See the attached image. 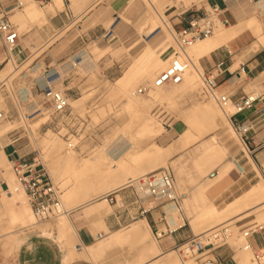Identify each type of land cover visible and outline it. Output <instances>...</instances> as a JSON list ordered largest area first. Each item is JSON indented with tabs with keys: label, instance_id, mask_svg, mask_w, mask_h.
Instances as JSON below:
<instances>
[{
	"label": "rangeland",
	"instance_id": "374dc122",
	"mask_svg": "<svg viewBox=\"0 0 264 264\" xmlns=\"http://www.w3.org/2000/svg\"><path fill=\"white\" fill-rule=\"evenodd\" d=\"M26 1L32 3L36 9L46 12L45 9H42L45 6H41L35 0ZM100 1L101 3L99 6L93 7L94 5L92 4L84 8L82 7L81 9H79L77 5L72 4L73 11L77 12L75 18L71 21H66V24L63 23V27L60 30L51 34H49L48 29L52 23L50 16H48V21L45 23H28L26 29L21 32L18 31L20 40L17 50L27 49V51L31 52L30 57L24 63L16 62L15 67L11 66L9 60L3 61L6 58V49L0 40V108L9 113L8 119L0 123V128L6 126L10 127V131L7 132L4 137L7 142L19 138L17 145L30 151L31 157L36 153H40L43 162L46 161L48 163L49 170L46 167L47 170L62 191V202L64 203V194L69 185L63 184V181H60V178H57L55 173L61 172L67 165L71 164L76 168L80 167L86 159H95L97 155L101 156L103 150L106 148H109L112 152H115V154L118 155L123 147H127L128 144L131 148L129 152L126 153V161H129L132 153L138 152L144 155L150 148H156V145L161 147L164 151H168L180 142L182 136L187 130H189L190 124L194 123L196 129L198 127L202 130L203 136L171 155L165 156V158L156 165L160 166L159 168H169L175 174L177 191L179 194H185L183 198V209L186 212L187 217L190 218L193 215H197V219L210 202L206 190L218 180H210L208 175L218 164L227 159V147L234 142H240L238 134L233 125L226 120L225 114L220 110L221 108L218 102L212 99L210 95L204 93L206 89L205 82H203L204 79L202 81L200 76H198L199 83L196 89L191 92L177 91L176 86L169 85L161 90L154 89L149 92L148 95L138 97L137 99L143 106L140 111L148 112L147 114H139L137 111L125 108L122 97L117 92L115 83L130 72L145 51V48L142 52H140L139 47L129 52L130 48L123 47L122 41L111 37L110 41L106 42L103 46H100L101 49H97L96 51V46H99L98 40L101 38L96 39L93 34L97 33L98 35H102L101 33L104 32L102 26H105V28H110L111 26L109 22L105 23L100 17L103 18L106 16V19H112L113 17L111 14L112 9H110L109 6L111 0ZM201 1L203 0H181L186 6L191 5L192 2H196L197 6H201L203 4ZM143 2L148 6L147 0H136V12L133 16H130L131 30H134L133 35L137 34V36H139L140 33L139 27L151 14L154 13V10L148 6V15L143 23H141L143 16L145 15ZM153 2L160 14L166 11V2L162 3L163 5H158V0H153ZM170 2L171 0L168 1V5ZM92 7L93 9L86 15V10ZM63 10H65V6ZM59 12L61 11L57 12L58 15ZM164 19L170 26L168 18L164 17ZM17 28H20V25ZM225 30L226 28L220 27L216 34ZM165 32L170 37V47L176 50L173 36H170L167 28H165ZM47 34H49V38H45ZM257 39V36L249 38L251 49L250 54L252 55L253 52H261L264 59V49ZM72 46H75L77 50L71 55L77 54L81 58L82 55L88 53V56H93L92 58L95 62V66L89 71L83 69L80 64H78L77 67H74L76 61L73 62L71 67L62 71L64 73L60 74L61 78L57 79L55 81L57 84L55 87L53 86L54 89L65 90L71 98V105L74 110L81 111L82 113L84 112V114L90 111L87 113L88 121L90 123L89 126L86 128L84 127V130L81 132V137L72 138L73 142L77 145L75 150L67 148L66 139L59 134L60 130L53 125L52 121L49 120L48 115L42 113L44 115L39 116L40 111L35 112L37 108H40L42 112H45L43 92L42 90H37L36 85L40 80L44 69L47 67V60L50 57H52L53 60L62 59V57L69 54L71 50H69V48ZM157 53L160 54L159 52ZM188 54L196 63V58L193 57V49L188 50ZM171 56L172 55L170 54V57ZM39 57L42 59L43 68L32 70L36 63V59ZM160 57L168 60L167 65H165L167 67L170 58H165V55L161 54ZM246 57H248V55ZM44 58L45 60H43ZM103 59H106V62L102 67L101 60ZM77 61L79 62L80 60L78 59ZM9 65V71L2 78V71ZM120 65H122L121 68L119 67ZM107 69L111 71L113 70L114 74L109 78H102L101 75ZM52 70V72H56L55 68ZM164 70L165 67L162 70L157 71V73L152 77H149V79L148 76L139 77L130 87V91L138 90L141 86H148L152 83V80ZM76 73L79 74L78 76L81 80L77 81L76 79L73 81L70 78L72 75H76ZM54 76L57 75L54 74ZM201 76L203 78L202 71ZM78 89L80 90L79 94H77ZM170 93H175L173 99L168 98ZM211 103L218 106L217 108L220 113L215 115L213 123L209 127H205L206 129L201 125L197 126V119H199L197 109L199 107L208 106ZM230 110L232 111L233 109L231 108ZM147 115L152 117L154 121L163 124V128L160 124H156V129L160 130L158 133L140 137L137 135V132L140 129L141 119L145 118ZM42 118L43 121H41L38 126L34 127L35 125H31ZM196 132H198V129ZM214 135H216L224 144V149L217 148L210 144V138ZM2 137L3 136H0V139ZM51 137L57 139V141L51 142ZM162 149L161 151H163ZM8 151H10V149ZM143 166L144 168L146 167L145 164ZM146 170L141 172L139 176H143L153 171L147 167ZM99 171L100 170L91 172L90 178L94 176V173H98ZM197 175L198 177L203 175L206 176V185L201 187V189L195 193L191 187L195 185L193 179L198 178ZM11 176L15 179L10 165L7 171L0 170V180L3 178L7 185V189L3 191L11 192V195L7 193L5 194L9 197L6 198L4 192L0 190V207H3V211L0 212V235L14 231L11 235L0 238L1 262L6 261V258L12 255L19 241L20 234L37 228L41 230L45 229L46 231L52 230L55 227V224L60 225L62 223V218L64 217V215L58 217L57 221H54L56 219L46 221H39L37 219L35 221L32 217V209L28 198L25 199V196L20 190L17 189L15 191L14 187L9 186L8 180ZM82 179H85V177L81 176L80 180ZM104 204L109 206L107 202ZM259 207L252 212L257 214L258 222H263L264 208ZM28 208L30 211L26 219L22 223H18L13 227V219L19 217L21 212ZM196 219L190 220L196 234L215 228L219 225L223 226L228 223L231 224L233 232V237L230 240L231 247L235 249L237 253H240L241 256L246 253L241 248L243 240L239 237V229L236 227V221L239 217L232 219L228 217L223 220H201L198 222ZM140 228L143 229L137 237H141V241H144L143 243L151 240L153 241V245H159L155 235L150 232L148 223L143 221L130 225L125 231H122V236L121 234L118 236L113 235L117 244H119L125 252L128 253L138 244L139 241H137V239H131L133 237L131 234H136ZM72 239L73 238L70 235V240L72 241ZM173 250H175L173 251V262H175V264H182L183 262L180 258L179 251H176L177 249L175 248ZM249 256L248 264H253V253L249 252ZM191 262L199 264L191 258L185 261L186 264H190ZM239 262L242 264L240 257Z\"/></svg>",
	"mask_w": 264,
	"mask_h": 264
},
{
	"label": "crops",
	"instance_id": "0c3cea01",
	"mask_svg": "<svg viewBox=\"0 0 264 264\" xmlns=\"http://www.w3.org/2000/svg\"><path fill=\"white\" fill-rule=\"evenodd\" d=\"M8 1L12 3L11 0ZM24 1L28 3V1ZM52 1L53 5L51 8H42L46 10L47 18L50 16V20L52 21L51 26L48 27L49 34L60 30L63 27V23L66 24V21H71L75 18L77 12L73 11L72 4L77 5L79 9H81L82 7L84 8L92 4L94 5L93 7H96L101 3L100 0H62L63 8L65 6V10H63V8L61 9L57 5V0H51L50 3ZM168 1L169 0H158L157 3L158 5L164 2L167 3L164 14L165 18H168L170 23V26H167L169 33V29L176 33L187 27V23L182 21L179 17L181 10L185 8L193 7L196 9H204L217 4L226 10L222 18H226L229 21L228 26L230 28H226L224 34H214L207 39L210 40L209 44L203 43L206 40L197 44L199 47L193 50V57L196 58V63L203 73L212 72L214 75L218 76L217 91L229 96L233 105L247 96H254L257 98L250 109L236 115V119L239 122L244 124L250 123L252 126V130L248 134L247 144L239 138L240 142H234L232 145H229L227 147V159L218 164L210 172V174L216 172V177L212 179L210 178V174L208 175L210 180H218L206 190L207 197L218 210L220 209L219 211H224L231 204L251 193L256 187L264 186V86L262 85L264 82V59L261 52H253L252 55L250 54L249 38L256 36L251 29L238 32L232 38H226L229 33H232L230 31H236L240 25V20L235 12V5H239V1L253 2L252 0H230L228 3H224L222 0H203L201 1V3L203 2L201 6H197L196 2H192L189 6H186L182 2L181 6H168ZM109 6L110 9H112V19H106V16L100 18L105 23L109 22L111 25L110 28L102 26V29H104V32L101 33L102 35H98L97 33L93 34L96 39L101 38L98 40L99 46H96V51L97 49H101L100 46L110 41L112 37L113 39L122 41L123 47L130 48L129 52L137 47H139L140 52H142L145 46L149 44L151 49L156 50V52H159L161 55H165V58L170 56L173 48L169 45L170 37H168L169 35H167L165 30H162L163 27L161 28V26H158L151 30L150 25H148L145 28V37H142L140 33L139 36H137V34L133 35L134 30H131L130 16H133L136 12V0H111ZM143 6L145 15L141 23H143L149 12V8L145 2H143ZM93 7L86 10V15ZM23 9L21 11H23ZM58 11H61L59 15L57 14ZM49 34H47L45 38H49ZM262 48L264 49V46H262ZM17 49L15 50L17 62H26L31 52L27 51V49L19 51ZM69 50V54L62 57V59L53 60V58L50 57L47 60V67L44 69L36 85L37 90H42L46 87V81L51 75L64 73L62 72L63 70L71 67L73 62L80 59V56L77 54L71 55L77 50L75 46L70 47ZM88 55L89 54L86 53L82 56L91 59L95 66V62L92 58L93 56ZM247 55L248 57H246ZM10 59L11 56L6 52V58L3 61H10ZM43 60H45V58ZM105 62L106 59L101 60L102 67L105 65ZM219 64H223L220 68V74L218 73L219 71L217 72V66ZM243 65L246 68V78L239 73ZM119 67L121 68L122 65ZM40 68H43V62L39 57L36 59V63L32 70ZM53 68L56 69V72H52ZM113 74V70L107 69L103 72L101 77L109 78ZM76 75L74 74L70 78L73 81L76 79L77 81L81 80L78 76L79 74L76 73ZM56 84V82H53L51 85L55 87ZM79 91L78 89L77 94H79ZM37 110L39 111L41 109L38 108ZM1 141L4 146L2 151L7 159L8 166L1 167L0 170L7 171L9 169V161L12 158L26 157L27 159H31L33 157H31L30 151L17 145L19 138L7 142L3 136ZM220 143V148L224 149V144L221 141ZM9 149L10 151H8ZM238 164L243 167L244 173L241 174L238 171ZM205 178L206 176L203 175L193 179L195 185L191 188L195 193L206 185ZM6 189L7 185L3 178H1L0 190L4 192L3 190ZM17 189L20 190L15 184L14 190L16 191ZM6 193L11 195V192H4V195ZM113 198L115 202L112 204L108 202L109 206H98L97 203H90L72 208L69 205L64 206L63 204L64 214L61 216H68L71 227L75 231L73 232L74 238L71 243L69 239L61 237L58 224H55L52 230L45 232L39 228L28 230L19 235V241L12 255L7 257L4 262L0 261V264H167L164 261L156 263V260L162 254L175 251L173 249H176L178 244L192 236V234H196L190 220H195L197 215H193L190 218L187 217L183 207V211L179 212L177 210L179 222H176L175 218H172V223L169 222L165 207L167 204L172 203H162L148 213L142 214V209L147 208L149 197L146 192L142 196L134 185H124L117 192L113 193ZM263 204L264 202L254 201L248 207L232 216L231 219L239 217L236 221V227L242 229L257 221V214L252 211L259 206V208H261ZM100 208L101 210H98ZM54 221H57V218ZM143 221L148 223L150 232L155 235L159 245H153V241L151 240L143 243L144 241H141V237H137L139 233L142 232L143 228H140L136 234H131L133 235L131 239H137V241H139L138 244L128 253L125 252V250L117 244L113 235L125 231L132 224ZM157 232H162V236L157 237ZM250 243L254 250L264 248V233L256 234L251 237ZM84 249H92V258L75 257L76 260L71 258L73 253L76 254L78 252L77 254H79ZM217 253L227 257L229 259V264H240L239 257L242 264H248L249 262L248 252L241 256L240 253H237L232 247H223L218 250Z\"/></svg>",
	"mask_w": 264,
	"mask_h": 264
},
{
	"label": "built area",
	"instance_id": "2783aa9c",
	"mask_svg": "<svg viewBox=\"0 0 264 264\" xmlns=\"http://www.w3.org/2000/svg\"><path fill=\"white\" fill-rule=\"evenodd\" d=\"M0 0V40L9 56L14 52L19 43V32L17 25L11 20V14L23 8L20 0ZM41 6H46L51 0H35ZM228 3L230 0H222ZM256 1V0H252ZM226 12L219 5L214 4L208 8H185L181 10L179 17L187 23V27L174 34L176 51L171 58L168 67L161 72L154 81V87H164L169 85H179L184 81L185 74L194 61L188 55V49L197 42L212 36L219 23L224 26L229 25L226 18H222ZM223 64L217 66V72L220 74ZM246 68L243 65L239 73L245 74ZM57 76L51 75L46 81V87L42 89L44 96L45 112L53 125L59 129V134L66 139L68 148H76L72 138L81 137L84 127L89 126L88 115L81 111H76L71 105V98L65 90L54 89L51 85L57 79L61 78L60 73ZM218 76L212 72L203 73L205 82V91L207 95L215 97L219 106L225 109L232 103L231 98L217 91ZM246 78V76H245ZM264 86V82L262 83ZM151 86H141L137 93L141 96L148 95ZM256 97L247 96L234 104L235 112L230 115V121L238 134L239 138L247 144L248 134L252 130L250 123L244 124L236 119V115L250 109ZM9 113L0 108V123L8 119ZM57 121V122H56ZM87 137V136H86ZM85 137V138H86ZM3 143L0 139V150H3ZM11 170L27 194L29 203L33 209L36 218L39 221L54 220L63 213L60 187L55 183L43 162L40 153L33 155L31 159L26 157L12 158ZM238 171L242 174L244 169L237 165ZM216 172L210 174V178H215ZM138 183L144 184L145 192L149 197L147 208L142 209V214L157 208L162 203H172L179 212L183 211V201L185 194H179L176 186V178L169 168H161L151 171L138 179ZM10 192V191H8ZM106 199L109 203H114L113 193L108 194ZM240 238L243 240L241 248L244 251H252L255 264H264V248L254 250L250 243V238L256 234L264 233V221H255L249 226L239 229ZM162 232H157V237H161ZM101 237V236H100ZM233 237L232 225L226 224L215 228L205 230L199 234H192L182 243L176 246L183 263L187 259H193L199 264H229V259L217 253L223 247H231L230 240Z\"/></svg>",
	"mask_w": 264,
	"mask_h": 264
},
{
	"label": "bare ground",
	"instance_id": "6f19581e",
	"mask_svg": "<svg viewBox=\"0 0 264 264\" xmlns=\"http://www.w3.org/2000/svg\"><path fill=\"white\" fill-rule=\"evenodd\" d=\"M20 1L23 4V8H24V9L22 8L23 11H21L22 9H18L11 14V20L13 21L14 19V21L17 24L14 21L13 22L17 25V27H19L20 25V28H18V31L21 32L24 29H26V26L28 23H34V22H44L45 23L48 21L47 13L45 11L36 9L34 5L30 2L26 3L24 0H20ZM57 2H58L57 5L59 6V8L62 9L63 1L57 0ZM147 2H148L147 3L148 6L154 10V13L151 14L147 18V20H145L144 23L139 27L140 34L142 35V37H145L144 36V33L146 32L145 28L148 25H150L151 30L155 29L158 26H161V28L164 27L162 28V30H165V28H167L168 26L167 22L164 19L165 17L164 12L162 13L164 16L163 17L162 14H160V12L157 10L153 0H147ZM239 2H240L239 5L238 4L235 5V12L238 15V18L240 20V25L236 31H230L232 33H229V35L226 36V38H232L238 32L251 29L254 32V34L258 37L257 40L259 41V43L262 46H264V0L252 1L253 3H249L246 1H242V2L239 1ZM52 5H53V1L49 3L48 5H46L44 8L51 7ZM172 5L180 6L181 0H171L168 6H172ZM18 11H21V12H18ZM12 16H13V19H12ZM220 27L228 28L229 26H224L223 24L219 23L214 34H216L217 30ZM169 31H170V34L174 38L175 32H173L170 29ZM225 32L226 31H221L218 34H224ZM207 39H204L206 41L201 40L197 42L195 45H193L188 50L197 49L199 47L197 44H199L202 41H204L203 43L205 44H209L210 40H207ZM175 51L176 50H174L173 48L172 53H171L172 56L171 57L168 56V58H170L169 63H170L171 58L174 56ZM79 60L81 61V62L79 61L80 63L78 61L74 63L75 67H77L78 64H80L83 69H86L89 71L94 66L93 61L91 59H88L86 56H82ZM16 62H17L16 54L14 51L11 53V59H10L11 66L15 67ZM167 62H168L167 59L161 58L160 54H158L156 50L151 49L150 45L147 44V46L145 47V51L142 53V55L140 56L138 61L135 63V65L132 67L130 72L127 73L124 77H122L115 83L117 92L122 97V101L125 105V108L130 109V110L132 109L133 111H137V113L139 114L148 113V112L140 111V109L143 106L137 98L140 97L141 95L137 93V90L130 91V87L139 77L148 76V79H149V77H152L153 75H155L157 71L162 70L164 67L166 69L168 67V66L167 67L165 66L167 65ZM9 69H10V65L2 71V74H3L1 75L2 78L6 75ZM198 76H200L203 81V78L201 76V69L199 68L197 63L195 65V62H194L193 66H191L189 70L186 72L184 81L179 85H173V86H176L177 91L181 90V91L191 92L196 89L199 83ZM242 76L245 77L246 75L242 74ZM155 79L156 78H154V80H152V83L148 85L152 87L150 92L154 89L161 90L162 88L166 87V86L154 87ZM174 96H175V93H170L168 95V98L173 99ZM212 99L216 100L215 97H212ZM76 101H79V100H76ZM217 107L218 106H215L212 103L208 106H203L201 108L199 107L197 109V115L199 119H197L198 122L196 125L197 126L201 125L204 128L209 127L213 123L215 115L217 113H220ZM231 108L233 109L232 111L230 110ZM37 109L35 110V112L38 111ZM220 110H222V112L225 114L226 120H228L230 124H232L229 117L236 110L234 105L231 103L227 106L226 109L221 108ZM43 115L44 114L40 112L39 116H43ZM148 115L145 118L141 119L140 129L137 132V135H139L140 137L145 136V135H153V134L158 133V131H160L156 129V124H160V122L154 121V119H152V117ZM41 121H43V118L32 123L31 125H35L34 127H36L41 123ZM160 126H162L163 128V124H160ZM197 129H198V132H196ZM197 129H196V126H194V123L190 124L189 130H187L186 133L182 136L180 142H178L168 151H164L161 147L156 145L157 146L156 148H150L149 150L145 152L144 155L138 152L132 153L129 161L128 160L126 161L125 159V157L127 156L126 153H128L131 148L129 147V144H128L127 147L125 148L123 147L122 151L118 155H116L115 152H112L109 148H106L103 150V154L101 156L97 155L95 159H86L85 161H83L80 167L76 168L72 166L71 164L67 165L65 169H63L61 172L55 173V176L57 178H60L59 180L63 181V184L69 185V187L67 188L64 194L65 200H64V203L62 202V206L64 204V206L69 205L70 207L75 208L79 205H87L90 203H97L98 206H105L104 203L106 202L108 203L106 196L108 194L117 192L119 189H121L124 185H127V184L134 185L139 190L141 195L143 196V194H145L144 184L138 183V179L141 177L139 176L140 173L145 171L146 167L149 169H152L153 171L161 169L159 168L160 166H157L156 164L159 163L161 160H163L165 156L171 155L172 153L176 152L179 149H182L184 146L190 144L191 142L197 141L199 138L203 136L202 130H200L198 127ZM9 131H10L9 126L0 128V136H4ZM50 139H51L50 140L51 142L57 141V139H54L53 137H51ZM210 144L217 148L221 147L220 140L216 135L211 136ZM68 149L75 150L74 148H68ZM161 149L163 151H161ZM44 163L47 167V162L45 161ZM144 164L146 166L145 168L143 166ZM9 165L11 166L10 161H9ZM7 166H8L7 159L3 151L0 150V168L7 167ZM97 170H100V171L98 173H94V176L90 178L91 172H96ZM81 176H84L85 179L80 180ZM15 180L16 178L14 179V177H9V180H8L9 186L14 187ZM16 185L20 189V191L23 193V195L25 196V199L28 198L27 194L21 188L17 180H16ZM4 196L6 198H9L8 195H4ZM61 200H62V195H61ZM254 201L264 202V186L256 187L251 193L239 199L235 203L231 204L224 211H219L210 202L207 208L203 210L202 213L198 216L196 221L198 222L201 220H223L228 217L231 218L235 214L242 211L244 208L248 207ZM261 208H264V204ZM98 210H101V208ZM1 211H3V207H0V212ZM29 211H30L29 208L25 209L21 212L19 217L14 218L12 221L13 227L17 225L18 223L19 224L22 223L26 219L27 215L29 214ZM165 211L167 213L170 223L173 222L172 218H175L176 222H179L178 221L179 219L177 217L178 211H177V208L174 207V205L172 206V204H167V206L165 207ZM62 214H64V212ZM61 215H59L58 217H60ZM32 217L35 221L37 220L33 212V209H32ZM62 219L63 221L59 225L61 237L64 239L67 238L70 240V235L72 236V238H74L73 232L75 231L71 227V224H70V221L67 215H65ZM43 231L45 232L46 230L44 229ZM12 232L0 235V238L7 237L11 235ZM120 234L122 236L123 232H118L114 235L118 236ZM58 236H59V233H58ZM69 242L71 243L72 241L70 240ZM246 252H248V256H249V252L251 251H246ZM77 253L76 254L73 253L71 258H74V259L75 257L92 258L93 256L92 249H84L81 253L79 254ZM173 253L174 252H168L166 254H162L159 258H157L156 263L164 261L167 264H175V262H173L174 261ZM183 264H186V263H183ZM190 264H195V263L191 262Z\"/></svg>",
	"mask_w": 264,
	"mask_h": 264
}]
</instances>
